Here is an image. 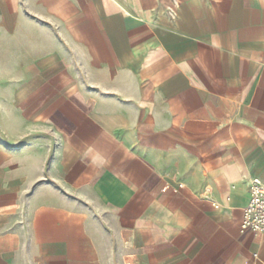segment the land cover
I'll list each match as a JSON object with an SVG mask.
<instances>
[{
  "label": "crops",
  "instance_id": "obj_1",
  "mask_svg": "<svg viewBox=\"0 0 264 264\" xmlns=\"http://www.w3.org/2000/svg\"><path fill=\"white\" fill-rule=\"evenodd\" d=\"M264 0H0V264H264Z\"/></svg>",
  "mask_w": 264,
  "mask_h": 264
},
{
  "label": "built area",
  "instance_id": "obj_2",
  "mask_svg": "<svg viewBox=\"0 0 264 264\" xmlns=\"http://www.w3.org/2000/svg\"><path fill=\"white\" fill-rule=\"evenodd\" d=\"M248 202L243 209L241 231L264 234V184L258 178L248 180Z\"/></svg>",
  "mask_w": 264,
  "mask_h": 264
}]
</instances>
